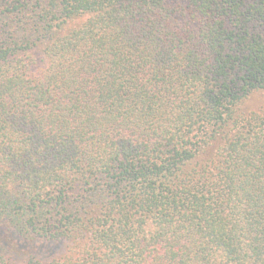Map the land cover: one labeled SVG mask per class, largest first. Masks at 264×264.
Returning <instances> with one entry per match:
<instances>
[{"label": "trees", "instance_id": "1", "mask_svg": "<svg viewBox=\"0 0 264 264\" xmlns=\"http://www.w3.org/2000/svg\"><path fill=\"white\" fill-rule=\"evenodd\" d=\"M0 264H264V0H0Z\"/></svg>", "mask_w": 264, "mask_h": 264}]
</instances>
